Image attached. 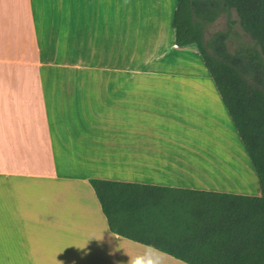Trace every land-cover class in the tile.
<instances>
[{
  "label": "crops",
  "instance_id": "0c3cea01",
  "mask_svg": "<svg viewBox=\"0 0 264 264\" xmlns=\"http://www.w3.org/2000/svg\"><path fill=\"white\" fill-rule=\"evenodd\" d=\"M176 1L120 0L119 24L114 0H0V264H185L111 232L90 179L259 195L196 47L174 44ZM70 5L74 45L81 54L87 38L90 58L109 41L121 54L130 22H156L155 39L133 43L155 53L156 77L42 76L49 24ZM202 117L215 128L227 118L243 168L215 152L208 162L191 140Z\"/></svg>",
  "mask_w": 264,
  "mask_h": 264
},
{
  "label": "trees",
  "instance_id": "16d2710c",
  "mask_svg": "<svg viewBox=\"0 0 264 264\" xmlns=\"http://www.w3.org/2000/svg\"><path fill=\"white\" fill-rule=\"evenodd\" d=\"M234 11L252 45L227 47ZM231 22V21H229ZM174 44L194 45L258 178L259 195L90 179L111 232L185 264H264V0H177Z\"/></svg>",
  "mask_w": 264,
  "mask_h": 264
},
{
  "label": "rangeland",
  "instance_id": "374dc122",
  "mask_svg": "<svg viewBox=\"0 0 264 264\" xmlns=\"http://www.w3.org/2000/svg\"><path fill=\"white\" fill-rule=\"evenodd\" d=\"M117 2H120V0H114L111 8L118 23L121 24V17L126 15L127 8L121 6L120 3ZM133 8L135 7H132L130 15L133 14L134 16L135 9L132 12ZM65 9L66 12L63 17H58L57 12V14L52 17L53 20L49 24V48L47 55L49 65L47 70L44 69L42 72V76L62 78L156 77V66L154 63L155 53H153L152 50H146L144 47L141 49L142 51H137L133 44L135 41H139L141 44L142 41L147 42L155 39L149 37L146 32L156 30V22L149 21L148 23H139L141 27L135 21L130 22L129 45L125 48L122 47L121 54L118 53V48L112 47L108 40V44L101 49L97 46L96 53L91 55L90 58L88 55L87 38L82 39L83 41L85 40V42L83 43L82 41L81 54H79L78 50V41L77 45H74L71 5L66 6ZM228 24L230 26V34L227 39V47L230 51H233L240 44L252 45L250 38L240 28L234 11H231L229 16L225 14L220 15L214 22L207 25L204 33L205 38L207 39L215 31L226 30ZM137 30L144 31L146 36L139 37V39L135 37ZM217 99L220 101L218 96ZM197 120L202 125H194L191 140L194 143H200L202 146H206L210 151L209 153L214 154L215 152L222 157V159L219 157H217V159L230 172H232L231 163H236L237 167L243 168L241 161L243 162L245 159L241 150L242 146L227 118H225L222 125L217 128L211 124L209 118L202 117L197 118ZM232 157H234L236 161H234ZM224 180L232 185L238 181L237 177L236 179L229 177Z\"/></svg>",
  "mask_w": 264,
  "mask_h": 264
},
{
  "label": "clouds",
  "instance_id": "9594fccd",
  "mask_svg": "<svg viewBox=\"0 0 264 264\" xmlns=\"http://www.w3.org/2000/svg\"><path fill=\"white\" fill-rule=\"evenodd\" d=\"M131 264H155V262H146L144 257L137 256L131 261Z\"/></svg>",
  "mask_w": 264,
  "mask_h": 264
},
{
  "label": "bare ground",
  "instance_id": "6f19581e",
  "mask_svg": "<svg viewBox=\"0 0 264 264\" xmlns=\"http://www.w3.org/2000/svg\"><path fill=\"white\" fill-rule=\"evenodd\" d=\"M209 154H211V156L213 155L212 153H206L205 155H207V157H206V156H205V157H206L207 159L209 158V159H208V160H209L208 162H210V161L213 162V158L215 159V157H214V156L210 157V156H208ZM201 158H202V157H201ZM201 160H203V158L200 159V161H201ZM215 161H216V159H215ZM215 161H214V163H216ZM202 162H203V161H202ZM210 163H211V162H210ZM206 164L208 165V163H206ZM206 164H205V166L207 167ZM211 164H212V163H211ZM218 166H219V165H218ZM219 167L222 169L221 166H219ZM203 168H204V167H203ZM208 168H210V167H208ZM204 169H205V168H204ZM200 170H201V169H200ZM216 170H217V169H215V171H216ZM213 172H214V171H213ZM216 172H218V170H217ZM212 174H214V173H212ZM217 174H218V173H217ZM212 176H213V175H212Z\"/></svg>",
  "mask_w": 264,
  "mask_h": 264
}]
</instances>
